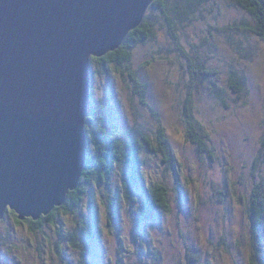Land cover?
Listing matches in <instances>:
<instances>
[{"label": "rangeland", "instance_id": "rangeland-1", "mask_svg": "<svg viewBox=\"0 0 264 264\" xmlns=\"http://www.w3.org/2000/svg\"><path fill=\"white\" fill-rule=\"evenodd\" d=\"M168 1L174 16L179 0ZM149 15L156 21L155 35L134 46L130 65L107 63L103 72L91 60L92 102L119 107V128L148 133L155 145L159 126L166 127L175 165L169 167L164 154L149 146L143 148L141 158L147 187L158 182L169 187L172 211L148 223L140 221L145 192L135 188L140 193L138 203L125 198L123 183L131 166L124 163L114 166L110 186L95 179L79 210L61 212L58 225L79 233L86 227L97 229L94 212L99 213L95 264H114L118 259L126 264H188L189 246L198 256L192 264H249L247 208L255 184L264 180V161L256 163L264 139V40L243 26L254 20L234 0H208L195 14L180 15V45L187 55L160 12L153 8ZM201 63L217 73L196 78ZM130 70L138 71L147 83V100L158 117L134 92ZM236 78L246 81L242 91H235ZM188 95L194 99L196 118L209 132L215 162L200 155L188 139L183 114ZM94 151L92 144L90 152ZM113 209L118 213L111 215ZM16 217V212L8 211L0 219V264H69L55 251V225L33 232L28 223L18 224ZM64 248L76 262L79 252L69 244Z\"/></svg>", "mask_w": 264, "mask_h": 264}, {"label": "water", "instance_id": "water-1", "mask_svg": "<svg viewBox=\"0 0 264 264\" xmlns=\"http://www.w3.org/2000/svg\"><path fill=\"white\" fill-rule=\"evenodd\" d=\"M154 1L0 0V219L40 220L79 186L92 57L120 48Z\"/></svg>", "mask_w": 264, "mask_h": 264}, {"label": "trees", "instance_id": "trees-1", "mask_svg": "<svg viewBox=\"0 0 264 264\" xmlns=\"http://www.w3.org/2000/svg\"><path fill=\"white\" fill-rule=\"evenodd\" d=\"M206 1L208 0H179L176 5V14L173 16V6L170 5L168 0H155L150 5L142 23L130 32L121 47L103 57H92V64L95 62L100 65L103 72L107 67V63H112L113 65L118 64L121 67L125 64L130 65L134 56V46L147 42L155 35L156 21L149 15V10L153 8H156L160 12L166 25L169 27L170 35L174 38L176 44H178L179 49L187 55L188 53H185L183 46L180 45L181 39L177 23H180L181 14H195ZM234 1L236 5L246 11L254 20V24L245 21L243 26L264 40V0ZM188 59L192 62L191 57L188 56ZM197 70L199 69L197 68ZM211 73L216 74L217 71L206 68V63H201L198 72L199 75L196 78L201 80L204 78V74L209 76ZM129 76L136 84L134 92L141 95L142 103L145 106L151 107L154 115L158 117L157 111L147 100V83H144L140 79L138 71L130 70ZM233 82L235 85H238L235 91H242L246 81L243 78H236ZM193 102L192 95H188L183 101V114L189 127L187 129L188 139L192 143H195L197 152L200 155H207L211 162H215L217 156L209 143V132L196 118ZM119 110V107L105 106L104 104L92 106V114L87 117L86 122V130L89 137V158L84 168L80 185L74 191L68 193L66 203L61 207L55 208L49 215L43 216L40 220H33L31 218L21 220L18 215L16 217L18 224L28 223L30 230L33 232L42 231L46 224L55 225L58 235V239L55 242V251L65 263L95 264L92 255L94 256L96 254V245L98 236L101 234V229L98 227L99 220L97 221V219L99 213L97 211L94 212V222L97 229L86 227L87 230H82L81 233L77 231H65L62 226L58 225L60 213H76L81 207L84 198L91 194L89 186L91 187L93 185L95 179L110 186L112 181L111 175L116 165L122 166L124 163H128L131 166V174L127 178H124L123 183L125 198L128 201L135 203L140 201V193L139 191H135L136 187L139 188L138 190H144L145 192V198L139 207L140 221L148 223L156 220L161 213L172 211L173 206L169 187L161 182L147 187L143 172L145 160L141 158L143 148L149 146L152 151L162 152L164 154L163 160L167 162L169 167L175 165L174 148L168 138L166 127L163 125L159 126L158 134L156 133V136L159 135L157 139L159 141L155 145L154 138L148 133L135 128L128 130L120 129L116 119ZM92 144L95 147L94 153L90 152ZM261 161H264V139L257 155L256 163ZM116 204L117 202H114V205ZM11 212L14 213L12 210ZM117 213L118 210L116 209L110 212L111 215ZM247 213L251 222L249 264H264V180L255 184L251 193ZM65 244H69L70 247L79 252V258L76 262H73L68 257L64 248ZM189 250L190 256L192 257L188 259V264H192V262L198 260V256L192 251L190 246ZM114 264L126 263L123 262V259H118Z\"/></svg>", "mask_w": 264, "mask_h": 264}, {"label": "clouds", "instance_id": "clouds-1", "mask_svg": "<svg viewBox=\"0 0 264 264\" xmlns=\"http://www.w3.org/2000/svg\"><path fill=\"white\" fill-rule=\"evenodd\" d=\"M10 208V207H9ZM11 211V210H10Z\"/></svg>", "mask_w": 264, "mask_h": 264}]
</instances>
